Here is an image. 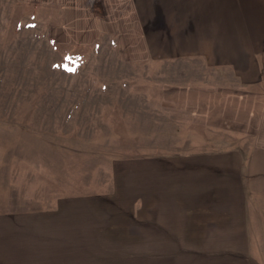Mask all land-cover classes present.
<instances>
[{
  "label": "rangeland",
  "instance_id": "rangeland-1",
  "mask_svg": "<svg viewBox=\"0 0 264 264\" xmlns=\"http://www.w3.org/2000/svg\"><path fill=\"white\" fill-rule=\"evenodd\" d=\"M119 4L0 0V221L15 218L22 231L4 230L0 245L121 246L119 257H150L152 172L229 144L200 135L190 111L159 109L154 85L227 81L183 63L153 75ZM184 96L165 99L160 88L159 103L183 106ZM239 144L252 155L239 164L248 225L264 235V141Z\"/></svg>",
  "mask_w": 264,
  "mask_h": 264
},
{
  "label": "crops",
  "instance_id": "crops-1",
  "mask_svg": "<svg viewBox=\"0 0 264 264\" xmlns=\"http://www.w3.org/2000/svg\"><path fill=\"white\" fill-rule=\"evenodd\" d=\"M118 2V13L128 14L125 21L140 31L149 47L140 61L153 75L164 70V64L183 63L227 81L217 86L203 81L161 85L155 80L154 85L159 109L190 111L192 119L198 118L193 124L204 129L200 135L229 144L176 155L175 164L152 172L150 257L139 256L140 252L132 259L119 257L124 253L118 251L124 249L121 246L49 249L16 243L0 245V264H264V235L249 228L239 167L241 158L252 156L239 143L264 141V0ZM93 6L89 11L96 15L98 9ZM110 13L104 9L103 20ZM160 88L165 99L171 93L176 100L185 95L184 105L161 106ZM253 101L257 104L249 105ZM189 158L193 161L179 160ZM249 182L257 183L252 177ZM12 222L17 220L0 221V235L4 230L22 232ZM111 248L114 251H107Z\"/></svg>",
  "mask_w": 264,
  "mask_h": 264
},
{
  "label": "trees",
  "instance_id": "trees-1",
  "mask_svg": "<svg viewBox=\"0 0 264 264\" xmlns=\"http://www.w3.org/2000/svg\"><path fill=\"white\" fill-rule=\"evenodd\" d=\"M71 58H72V57H71ZM71 58H70V59H71ZM71 61H72V60H71Z\"/></svg>",
  "mask_w": 264,
  "mask_h": 264
}]
</instances>
